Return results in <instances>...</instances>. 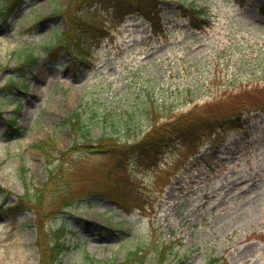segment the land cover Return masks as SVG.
Masks as SVG:
<instances>
[{
    "label": "rangeland",
    "instance_id": "1",
    "mask_svg": "<svg viewBox=\"0 0 264 264\" xmlns=\"http://www.w3.org/2000/svg\"><path fill=\"white\" fill-rule=\"evenodd\" d=\"M21 1L6 16L0 0V211L42 190L44 216L0 214V264H40L39 245L58 230L68 249L46 253V264H157V249L164 264H264V93L252 91L264 86V0ZM17 49L39 58L32 70L19 72ZM10 75L24 76L19 90L1 88ZM145 105L165 108L160 122L192 109L247 112L241 129L206 135L190 160L196 145L176 142L155 169L122 173L112 147L144 134ZM75 112L77 134L64 123ZM76 137L82 150L50 176L37 145L67 152ZM99 139L109 152L85 150ZM68 198L76 204L63 208ZM138 250L141 263H126Z\"/></svg>",
    "mask_w": 264,
    "mask_h": 264
},
{
    "label": "trees",
    "instance_id": "2",
    "mask_svg": "<svg viewBox=\"0 0 264 264\" xmlns=\"http://www.w3.org/2000/svg\"><path fill=\"white\" fill-rule=\"evenodd\" d=\"M11 3V6H16L18 3H13V0H8ZM154 2V0H151ZM155 7L153 4L152 7ZM183 7V6H182ZM186 8L190 14V12L193 13V16H195L193 9L190 8V6L184 7ZM142 13L144 14L146 20L153 23V12L151 10H143ZM192 18H195L193 17ZM187 18H190V15H187ZM71 26L76 24V22H71ZM79 27L81 25H78ZM62 41V40H60ZM58 41V44H60ZM24 61L28 64L26 65L28 68L33 67L36 64V57L33 55H26L24 56ZM15 82L13 80H10L8 84V88H17L15 87ZM254 93H264V86L260 88H255L252 90ZM258 107L256 110H260L264 112V102L263 103H257ZM166 112L164 109L160 108H154L145 105V108L142 111V114H144L146 121L148 120V128L149 131L146 133V135L143 137V139L133 144L127 148L120 147L123 152L121 157H117L118 163L122 164V157H125L127 155L131 156L133 155L135 159L137 160L138 164H141L142 166L146 164H153L155 163V160L158 158V155L162 153L165 149L172 146L173 139H177L181 142H184V145L197 143L204 135L213 133L214 131L219 130L220 128H227V127H235L238 128L241 125V115L243 112L240 105H236L235 107L231 108L227 115H213L211 117L206 116H198V113L196 111H190L186 115H182L180 117H177L174 121H169L165 123H160L158 121L157 113L160 112ZM163 116V115H162ZM69 129L75 133L76 129L80 130L81 123H80V114L77 112L73 113L69 117L65 119L64 122ZM160 123V124H159ZM78 131H76V134ZM77 140V138H75ZM103 141L102 139L98 140ZM50 142V141H49ZM48 142V143H49ZM81 142V141H80ZM75 141L73 145L71 146L70 150L67 152L62 151H56L54 147L50 149L49 144L46 143H39L37 145V149L40 151L41 155L43 156V159L46 162L47 168H51L54 164V162L57 160H63V158L68 155L71 151H77L80 148H77L76 146L80 143ZM75 148V149H74ZM96 149H98L96 147ZM57 153V157L55 159L52 158V156L49 154V152H55ZM103 152V151H101ZM53 171H49L48 174L52 176ZM37 193L34 195V197H31L28 193H25L24 195L20 196L18 199L17 204L12 207L8 208V212L15 211L17 213L18 211H22L25 209V207H28L29 205H32L37 212L43 213L41 201L39 195L42 194V190H36ZM72 198H69L71 200ZM66 200L63 202L66 204ZM43 244L40 246V253L42 255V259L40 261V264H46L47 257L46 253L51 254L52 252H56L57 254L61 252L60 250L63 249L61 247L62 245L57 242L54 244L53 247L47 248L46 247V241L43 239ZM137 253H132L133 255H136ZM132 258H136L132 257ZM49 262V260H48ZM160 262V261H159ZM158 262V263H159ZM214 261H210L209 264H213Z\"/></svg>",
    "mask_w": 264,
    "mask_h": 264
}]
</instances>
